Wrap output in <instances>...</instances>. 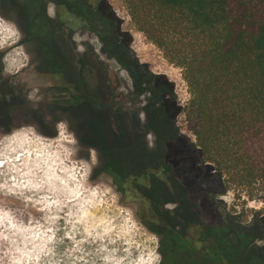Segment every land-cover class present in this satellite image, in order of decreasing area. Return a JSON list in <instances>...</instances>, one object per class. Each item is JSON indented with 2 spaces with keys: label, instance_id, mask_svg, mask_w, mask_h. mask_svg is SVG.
I'll use <instances>...</instances> for the list:
<instances>
[{
  "label": "trees",
  "instance_id": "16d2710c",
  "mask_svg": "<svg viewBox=\"0 0 264 264\" xmlns=\"http://www.w3.org/2000/svg\"><path fill=\"white\" fill-rule=\"evenodd\" d=\"M122 1L137 31L181 70L185 107L165 75L117 57L111 42L124 35L106 0H0V8L36 42L35 69L53 78L54 103L84 119L81 142L99 150L97 172L112 177L120 202L157 237L159 264H264V198L261 208L249 209V221L247 210L222 199L264 184V0ZM60 28L92 33L102 52L117 57L133 94L147 95L143 131L111 126L116 103L85 84L58 42ZM22 88L0 80V120ZM182 114L189 135L178 125Z\"/></svg>",
  "mask_w": 264,
  "mask_h": 264
},
{
  "label": "clouds",
  "instance_id": "9594fccd",
  "mask_svg": "<svg viewBox=\"0 0 264 264\" xmlns=\"http://www.w3.org/2000/svg\"><path fill=\"white\" fill-rule=\"evenodd\" d=\"M54 127L52 137L35 124L0 128V264H159L157 237L120 203L112 177L90 179L95 150L77 158L67 121Z\"/></svg>",
  "mask_w": 264,
  "mask_h": 264
},
{
  "label": "rangeland",
  "instance_id": "374dc122",
  "mask_svg": "<svg viewBox=\"0 0 264 264\" xmlns=\"http://www.w3.org/2000/svg\"><path fill=\"white\" fill-rule=\"evenodd\" d=\"M110 5L115 17L120 21L118 25L119 32L123 34L112 43L113 49L122 60L123 65L132 62L136 65L145 66L149 73L157 75L162 74L173 84L179 104L185 107L189 100V92L184 82L181 70L167 62L162 52L156 48L145 36L137 31L131 22L126 7L122 0H106ZM47 13L50 18H54V5L47 4ZM0 80L6 83L9 89L17 88L19 91H25L17 101H10L4 111L7 116L0 120V128L5 132L22 124H35L40 133L44 136L52 137L57 135L54 125L58 120H65L68 123V131L74 135L78 144L77 158L85 160L90 159L89 149L81 142L82 126L84 119L75 109H62L57 106L53 97L57 95L53 78L40 75L35 69L37 65L38 49L36 42L25 40L19 22L9 10L0 8ZM14 33V34H13ZM59 39H62V50L67 51L71 59H75L78 70L85 80L89 89H97L105 95H110L112 103H116V108L108 113L119 110L116 118H111L113 128L118 125L125 126L126 131L131 134L132 128L136 131H143L144 113L143 107L147 95L135 96L132 92V81L124 66L118 63L114 58H110L101 50V43L95 35L86 31L79 30L70 33L67 29L60 28L56 31ZM128 42V48L123 47V43L115 45L118 42ZM20 88V89H19ZM107 90V91H106ZM32 99H27L28 95ZM178 125L183 133L189 135L185 127V117L182 114L178 118ZM149 145H152L153 138L147 136ZM96 153L97 164L91 169L90 179H96L99 176L97 169L100 166L99 150L94 149ZM248 194L252 200H249ZM5 203H12V197H2ZM264 198V184H256L245 191L236 193L228 192L222 197L227 207L234 208L236 211L245 209L246 220L251 217L250 208H261V199ZM121 203V202H120ZM126 206H128L126 204ZM130 207V206H128ZM136 219V218H135ZM137 221V219H136ZM138 222V221H137ZM138 224L142 226L139 222ZM147 233L149 232L142 226ZM158 246V240H157ZM157 250V249H156Z\"/></svg>",
  "mask_w": 264,
  "mask_h": 264
},
{
  "label": "flooded vegetation",
  "instance_id": "af4514ba",
  "mask_svg": "<svg viewBox=\"0 0 264 264\" xmlns=\"http://www.w3.org/2000/svg\"><path fill=\"white\" fill-rule=\"evenodd\" d=\"M113 42H114V40H113ZM113 42H111V43H113ZM119 43H120V42L116 43L115 45H117V44L120 45L121 43H120V44H119ZM123 47H124V45H123ZM124 48H125V47H124ZM104 54H106V53H104ZM109 57H110V56H109ZM115 57H116V56H115ZM115 57H114V56H111L110 58L117 59V57H116V58H115ZM128 63H130V64H131L132 66H134V67H137V66H138V65H136V64H133L131 61L128 62Z\"/></svg>",
  "mask_w": 264,
  "mask_h": 264
}]
</instances>
